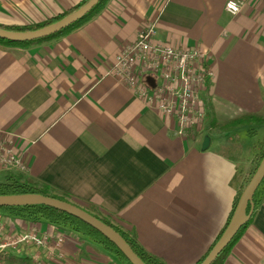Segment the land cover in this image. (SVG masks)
I'll return each mask as SVG.
<instances>
[{"label":"crops","instance_id":"crops-1","mask_svg":"<svg viewBox=\"0 0 264 264\" xmlns=\"http://www.w3.org/2000/svg\"><path fill=\"white\" fill-rule=\"evenodd\" d=\"M81 1L0 0V23H40ZM227 1L105 0L68 34L0 44V131L16 137L29 165L25 176L82 208L95 205L167 264H196L205 256L234 208L236 171L255 154L254 144L237 146L240 157L233 154L249 126L223 131L219 125L264 115V0H244L236 16L226 11ZM148 23L156 24V42L199 47L210 56L214 75L203 94L201 131L180 135L174 118L112 73L116 56ZM254 136L264 138V129ZM257 199L223 264H264V186ZM6 223L21 230L32 222ZM37 224L65 237L45 264H119L70 228Z\"/></svg>","mask_w":264,"mask_h":264},{"label":"built area","instance_id":"built-area-1","mask_svg":"<svg viewBox=\"0 0 264 264\" xmlns=\"http://www.w3.org/2000/svg\"><path fill=\"white\" fill-rule=\"evenodd\" d=\"M244 2L229 0L225 9L236 16L243 10ZM156 34L155 23L142 28L135 40L116 56L112 73L174 118L180 135L194 134L202 130L207 117L203 94L214 75L210 56L199 47L179 48L156 42ZM3 132L0 131V171L27 173L29 165L16 149V137L4 136ZM64 238L60 233L44 232L37 223L21 230L12 229L0 217V264L10 253L45 264L48 255L60 252Z\"/></svg>","mask_w":264,"mask_h":264},{"label":"trees","instance_id":"trees-1","mask_svg":"<svg viewBox=\"0 0 264 264\" xmlns=\"http://www.w3.org/2000/svg\"><path fill=\"white\" fill-rule=\"evenodd\" d=\"M87 1L89 0H83L76 6L68 9L67 11L60 13L56 16L50 17L40 23H35V24H30V25L0 23V27L8 29V30H15V31H29V30L39 29L41 27L52 24L58 21L59 19L65 17L69 13L75 11L76 9L84 5ZM104 3H105V0H101L98 3V5L95 6L93 10L89 12L83 19L77 21L76 23L70 25L69 27L51 36L37 39L34 41H25V42H15V41H9V40L0 38V44L1 45H27L30 43L42 42L48 39L55 38L57 36L68 34L74 29L81 26L83 23H85L92 15H94L101 8V6ZM239 126H249L250 132H253V134L255 135L257 134V129H256L257 126L264 127V115L246 114L228 123L220 124L219 128L222 129L223 131H230ZM254 147H255V154L251 160V164L247 167L245 166L238 167L236 174L232 180V184L236 186L238 190L236 200L234 203V208L232 210V213H231V216L228 222L226 223L225 227L222 229L215 243L219 240L225 228L229 224V221L235 211L236 205L238 203V200L240 198L242 191L244 190V188L250 181L258 165L260 164L262 158L264 157V138L257 140L256 143L254 144ZM263 186H264V180L255 194V197H254L255 205H257V202H259L257 198ZM27 193H39V194L51 196V197L65 200V201L72 203L70 199L71 198L70 195L58 194L56 190L52 189L50 186L39 183L38 181H35L34 179H31L25 176V174L23 173L8 172L5 175L4 179L0 180V195H14V194H27ZM83 208L87 210L88 212L92 213L94 216L103 220L108 225L115 228L118 232H120L123 235V237L130 243V245L135 250V252L147 264H167L165 261L155 256L154 254L148 252L142 245H140L134 235H130L129 233L123 231L121 228L114 225L108 219L102 217L98 211V208L95 205L88 203ZM0 213L2 215V218L6 222L8 218L9 219H22L25 221H30L32 223L48 222L59 228L60 227L70 228L74 230L75 232H77L80 236L84 237L85 239L90 240L94 242L95 244L99 245L106 252H108L113 257H115L119 261V264H132L126 258V256L122 253V251L113 242H111L107 237H105L102 233H100L97 229L93 228L92 226L85 223L81 219L73 215H70L64 211L58 210L51 206L38 204V205H22V206H3V207H0ZM251 219L241 228V230L235 236V238L232 240L229 246L219 255V257L216 259V261L213 264H223V261L225 260L229 249L234 244V242L237 240V238L240 236V234L243 232V230L249 225V223L251 222ZM215 243L212 245V247L215 245ZM212 247L209 249V251L212 249ZM209 251L196 264H201V262L208 255ZM14 260L21 262L22 264L31 263L30 260L26 262V260H24L23 258H15Z\"/></svg>","mask_w":264,"mask_h":264},{"label":"water","instance_id":"water-1","mask_svg":"<svg viewBox=\"0 0 264 264\" xmlns=\"http://www.w3.org/2000/svg\"><path fill=\"white\" fill-rule=\"evenodd\" d=\"M101 0H89L84 5L69 13L58 21L29 31H15L0 27V38L15 42L34 41L51 36L62 31L77 21L83 19ZM210 143L207 135L203 142L205 150ZM264 180V157L255 173L242 191L235 211L219 240L215 243L201 264H213L219 255L229 246L241 228L250 220L255 208L254 197ZM47 205L73 215L93 228L97 229L111 242H113L132 264H147L132 248L130 243L115 228L94 216L84 208L58 198L39 193L0 195V207L22 205Z\"/></svg>","mask_w":264,"mask_h":264},{"label":"rangeland","instance_id":"rangeland-1","mask_svg":"<svg viewBox=\"0 0 264 264\" xmlns=\"http://www.w3.org/2000/svg\"><path fill=\"white\" fill-rule=\"evenodd\" d=\"M256 129L260 132V130L262 131L264 128L263 127H256ZM256 136H254V134H253V132H250V127H249V129H248V133L247 132H244L241 136H240V139L239 140H236L238 143H233V145H232V149H234V156L235 157H240V154H242L241 152H242V149L241 148H239V149H237V150H235L236 149V147L237 146H239V147H246V145L247 146H249V145H252V144H255L256 143V140H258V139H256L255 138ZM258 138V137H257ZM229 151H231V149L229 150ZM247 158H249V157H243L241 160H242V163H243V165H247L246 164V161L248 160ZM239 159V158H238ZM5 173H7V172H5ZM4 173V174H5ZM6 175V174H5ZM0 180H2L1 178H0ZM2 215H1V213H0V217H1ZM16 257L15 256H11V257H6V260H12V259H15Z\"/></svg>","mask_w":264,"mask_h":264}]
</instances>
